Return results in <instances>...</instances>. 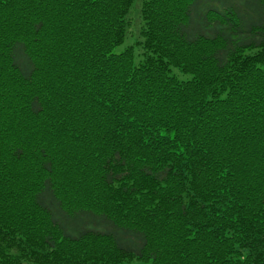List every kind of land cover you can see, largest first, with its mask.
I'll return each instance as SVG.
<instances>
[{"label": "trees", "instance_id": "1", "mask_svg": "<svg viewBox=\"0 0 264 264\" xmlns=\"http://www.w3.org/2000/svg\"><path fill=\"white\" fill-rule=\"evenodd\" d=\"M133 262L264 264V0H0V264Z\"/></svg>", "mask_w": 264, "mask_h": 264}, {"label": "rangeland", "instance_id": "2", "mask_svg": "<svg viewBox=\"0 0 264 264\" xmlns=\"http://www.w3.org/2000/svg\"><path fill=\"white\" fill-rule=\"evenodd\" d=\"M129 20H130V28L129 31L126 35V38L123 42L122 45L118 46L115 48L114 53H120L122 52L125 48H132L133 55H134V62L135 64L139 63L143 59V50L141 48V37L139 35V31L141 29V20L139 17V2H135L133 8L131 9L130 15H129ZM172 74L178 77L180 80H187L189 77L188 76H183L181 75L177 70H172ZM28 264V263H25ZM131 264H142L138 262H133Z\"/></svg>", "mask_w": 264, "mask_h": 264}]
</instances>
